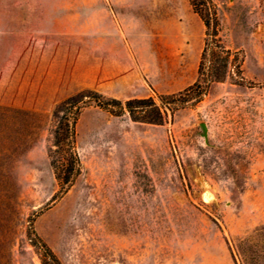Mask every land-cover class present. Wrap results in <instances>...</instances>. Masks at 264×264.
<instances>
[{"label": "rangeland", "instance_id": "374dc122", "mask_svg": "<svg viewBox=\"0 0 264 264\" xmlns=\"http://www.w3.org/2000/svg\"><path fill=\"white\" fill-rule=\"evenodd\" d=\"M211 1L232 56L198 101L189 0H0V264H236L264 227V0ZM82 91L175 97L162 125L89 103L65 190L53 114Z\"/></svg>", "mask_w": 264, "mask_h": 264}, {"label": "trees", "instance_id": "16d2710c", "mask_svg": "<svg viewBox=\"0 0 264 264\" xmlns=\"http://www.w3.org/2000/svg\"><path fill=\"white\" fill-rule=\"evenodd\" d=\"M194 12L201 18L205 25V43L198 67L197 81L187 88L183 94H194L196 100L201 101L215 83L223 82L228 73L232 52L225 46L221 38L220 22L211 0H201L207 11L204 13L198 8L196 0H189ZM175 95L159 96L162 104H157L154 98L131 99L120 101L117 99H105L95 91H82L63 100L54 111V120L58 125L52 130L53 146L58 149H69L66 165L53 162L55 173L59 181H63L67 190L74 179L81 172V161L77 151L76 127L80 116L89 103H96L98 107L122 115L128 113L135 121H141L154 125L164 123V113L168 108L167 99ZM117 107V108H116ZM118 109V111H115ZM53 153V148H51ZM254 237L242 239L238 242L233 257L236 264H264V227L256 231ZM45 253L60 264L50 248L43 244Z\"/></svg>", "mask_w": 264, "mask_h": 264}, {"label": "water", "instance_id": "95a60500", "mask_svg": "<svg viewBox=\"0 0 264 264\" xmlns=\"http://www.w3.org/2000/svg\"><path fill=\"white\" fill-rule=\"evenodd\" d=\"M201 127L203 129V133L202 136L206 139V141L208 140V127L205 123L201 124Z\"/></svg>", "mask_w": 264, "mask_h": 264}, {"label": "bare ground", "instance_id": "6f19581e", "mask_svg": "<svg viewBox=\"0 0 264 264\" xmlns=\"http://www.w3.org/2000/svg\"><path fill=\"white\" fill-rule=\"evenodd\" d=\"M205 199H208V195H207V194L205 195ZM206 201H207V200H206Z\"/></svg>", "mask_w": 264, "mask_h": 264}]
</instances>
